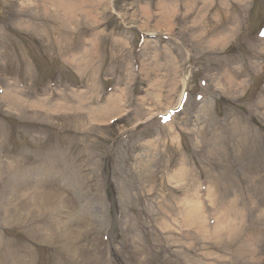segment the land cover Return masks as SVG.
<instances>
[{
  "label": "rangeland",
  "instance_id": "374dc122",
  "mask_svg": "<svg viewBox=\"0 0 264 264\" xmlns=\"http://www.w3.org/2000/svg\"><path fill=\"white\" fill-rule=\"evenodd\" d=\"M51 1L0 0V164L4 171L24 161L14 170L16 200L6 197L8 176L0 197V211L11 202L24 218L9 226L0 213L3 264H11L5 246L32 264H264V0L209 8L196 0L192 10V0L78 1L76 22L66 25ZM231 29L212 48L213 35ZM73 57L88 68L78 71ZM230 79L244 87L230 89ZM183 91V110L166 120ZM113 93L117 111L105 107ZM243 128L250 143L241 151ZM144 169L155 176L152 188ZM197 199L202 228L186 220ZM50 204L58 214L42 208ZM86 208L93 226L80 217ZM205 234L225 238L189 247L186 236ZM247 244L255 254L236 253Z\"/></svg>",
  "mask_w": 264,
  "mask_h": 264
},
{
  "label": "bare ground",
  "instance_id": "6f19581e",
  "mask_svg": "<svg viewBox=\"0 0 264 264\" xmlns=\"http://www.w3.org/2000/svg\"><path fill=\"white\" fill-rule=\"evenodd\" d=\"M78 1H82V3H84V4L87 2V0H52L51 1L54 4V6H56L59 9H63V11H65V15H64V23H65V25L68 22H71V23H75L76 22V20L74 19L75 18V16H74V10L76 11L77 8H78V5H79ZM92 1H94V0H92ZM97 1H101V0H97ZM195 1L196 0H192L191 2H189L187 4L188 7L190 8V10H192V8H194V3H196ZM234 1L243 2L244 0H234ZM192 2H193V4H192ZM212 3H213V0H206V2H205V8L206 7L209 8L212 5ZM222 6H227V2L225 0H223ZM44 11L47 13L46 9ZM162 11H163V15L166 16L164 18L165 19V22L170 23L169 22V18H168V14H169L170 11H168L167 9H164ZM202 11L203 10H200L198 12L199 16H197L195 18V20H194L195 23H197L199 21V19H200L201 16H205V14H202ZM91 12H93L92 9H90L89 13L91 14ZM41 31H42V29L40 28L39 34H40ZM234 31L235 30L231 29L228 33H225V34H221V33H219L217 35L214 34L213 35L214 38H213V40H211V44H210V45H213L212 48H215V47L216 48L217 47H221L222 48L225 45V43L228 42L230 36H232V34H233ZM92 43H96V40L93 41ZM82 55L83 56L89 55V51L88 52L87 51L83 52ZM76 60H77V58L76 57H73L72 60L69 61V63L72 66H75V68L78 71H84V69L86 70V68H88V65L87 64H85V66H83V65H81L82 62H81V64H79ZM224 77H225L226 80L229 78L227 73L224 75ZM228 83H229V88L230 89L232 87L236 86V85H237L236 86L237 87L236 89H241V88L244 87V81L243 82H239V83L236 84V83H233V81H231V79H230L228 81ZM229 88H228L227 91L230 90ZM15 92H17V91H15ZM11 94H13V95H11ZM5 96L10 97V99L12 100V103H11L12 106H13V104L17 105L18 104V101H21V99L19 97H17V95H15V93H14L13 90L7 89V91H5ZM181 96L182 95H180V99H181ZM180 99H179V101H180ZM262 100L263 99H261V101ZM261 104H264V101L261 102ZM105 107H107L109 109H112L114 111H117V110L122 109L123 106H122V100H121V97H120V93L119 94H117V93L111 94L110 97H108V99H107V105ZM103 108L104 107L99 108V110L101 111L100 114H102V115L106 111V110H101ZM119 113H121V112H118V113L110 116L107 120H109L110 118L115 117ZM90 114H91V116H93V115H96L97 113H96V111H91ZM248 137H249V135H248V133L246 134L245 128H243V130H240V135H239V138H238V141H237L239 150H241V151L244 150L246 144H249L250 143V142H248ZM176 140H177V138H174L173 139V141H176ZM147 145H150V144L147 143ZM212 154L214 156L218 154V151H217V148L216 147H214L212 149ZM146 156H147V159H148L149 158V154L143 155V157H146ZM140 160H141V158H140ZM142 161H143L142 164L146 167V163L149 160L147 161V160H145V159L142 158ZM5 163H7V162H4L3 164H5ZM23 163H24V161H22V159H19V160L17 159L16 162H14L12 165H10V167L8 169H5L4 171H3L4 168H3L2 164H0V197H3V193H6L7 192L6 188H8V187L4 184V180L7 178V177L5 178V176H8V181L10 180V184L11 185L9 187V191H8V194H7L6 197H9L10 195H15L14 198L16 200V196H18V194H17L18 191H17L16 186H15V182L17 180H15L14 170L15 169H18V167L21 164H23ZM27 163H28L27 165L30 168H33L34 167V165L32 163H30L28 161H27ZM10 172H11V174H9ZM147 172H148L147 169H144L143 171L142 170L140 171V173L143 175V177H142V179H144L143 180V183H145L146 185H148V186H150L152 188L153 187L154 177L155 176L153 175V177H152V175H151L150 172H148V174L146 175ZM3 174H5V175L4 176H1ZM182 175L183 174L178 173L175 177L178 178V179H181V176ZM212 187L208 189V195H207V197H208V199L210 201V204L216 202L215 201L216 200L215 189H214V187L213 188ZM14 190H15V192H13ZM47 195H48V197H49L50 200H54L57 197H61L57 192L55 193V192H51V191ZM61 199L64 202L66 200V198H64V197H61ZM3 206L4 205L1 206L2 208H1L0 213L5 215V222H8V225L9 226L10 225H17L19 223V220L22 221V222L24 221L23 220L24 218H21V217L19 218V216H18V214L16 212L17 211V207H18L17 204L15 205V204H12L11 202H8L4 207ZM187 207H188V209H187V215H186L187 223H189L191 225H197V224H199V227L200 228L204 227L205 223H203L204 221L202 220V215H201V213H202L201 212L202 207H201V203L199 202V200L197 199V200H194V202L192 201L190 203V205L187 204ZM42 208H46L47 210L54 211V212H56V214H58V209H56V207H54L51 204H50V206L47 205V206L42 207ZM80 217L82 219H84V221H86L87 223H91V225L93 226V220L96 219L95 211H92L91 209L86 208L85 209V213L84 214H81ZM204 220L206 222V218L205 217H204ZM227 220H228V221H226L227 222V227H230V225H231L230 224L231 223L230 222V219H227ZM55 223H56V220L53 221L52 225L55 224ZM206 224H207V222H206ZM218 224H219V221H217L215 225L218 226ZM52 227L53 226L50 225V226L46 227V229L47 230H52L54 228V227L53 228ZM225 236H226V239H234V240L237 239L236 242L239 240V236H237V235H233L232 236L230 234H227ZM257 237H260V236H256V238L248 237V239H246V242H249L250 243V241H252L253 243H257V241L260 239V238H257ZM183 238L184 237H181V239H183ZM185 238L188 239V241H191L189 243V247H192V244H195L197 241H201V240L203 241L204 240L205 243H210V242H216V243H218V242H222L225 237H224L223 234L222 235L221 234H215V235L214 234H207V235L205 234V235H202V236H199V235L192 236V235H190V236H186ZM156 239L157 240H161L158 235L156 236ZM52 240H54V237H52L51 234L44 236V241L45 242H50ZM5 241H8L7 238L5 239ZM231 241H233V240H231ZM0 242H3V237L0 238ZM3 243H4V245H6L9 242H3ZM171 243H178V242L177 241L176 242L175 241L174 242H171V240H170V244ZM12 247H13V244L11 245V248ZM245 249H248V250H246V253L255 254V247H253L252 244H250V245L247 244V245L238 247L236 249V253L237 252H240V251H243ZM22 250L23 251H28V253L30 252V248L27 247V246H24V248ZM138 251L140 252V256H139L140 257V259H139L140 262L144 263V262L148 261V259H149L148 254L146 255V252L145 251L143 252V249L141 247L138 248ZM9 252H11V253L8 254ZM5 253L8 254V257L11 260V264H32L33 263L32 260L29 259L27 255H21L20 253L16 252L15 250L12 251V249H10V247H8V246H5ZM4 257H6V256H4ZM217 259H219V261H221L222 259H224L225 262H226V260H228L227 258H219V256L217 257ZM228 262L231 263L232 261H228ZM0 264H3V262H2L1 259H0ZM4 264H6V261L5 260H4ZM170 264H172V263H170ZM173 264H175V263H173Z\"/></svg>",
  "mask_w": 264,
  "mask_h": 264
}]
</instances>
